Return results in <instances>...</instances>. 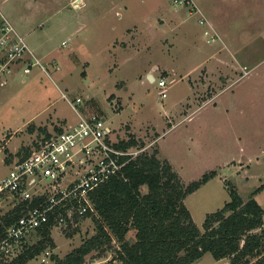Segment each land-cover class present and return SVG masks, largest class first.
Wrapping results in <instances>:
<instances>
[{"label":"rangeland","instance_id":"374dc122","mask_svg":"<svg viewBox=\"0 0 264 264\" xmlns=\"http://www.w3.org/2000/svg\"><path fill=\"white\" fill-rule=\"evenodd\" d=\"M193 2L197 8L174 0H0V24L2 14L9 18L49 71L39 66L0 86V178L48 130L98 114L116 139L134 134L147 153L158 150L184 185L216 171L185 198L202 231L207 214L230 201V184L264 208V0ZM198 9L215 40L207 41ZM188 32L195 40L185 38ZM197 45L201 50L192 52ZM11 207L0 204V220ZM94 215L54 226L56 246L26 264L64 259L97 232ZM135 235L131 229L127 239ZM38 240L32 233L27 245ZM86 258L122 264L113 249ZM195 264L231 261L208 252Z\"/></svg>","mask_w":264,"mask_h":264},{"label":"trees","instance_id":"16d2710c","mask_svg":"<svg viewBox=\"0 0 264 264\" xmlns=\"http://www.w3.org/2000/svg\"><path fill=\"white\" fill-rule=\"evenodd\" d=\"M60 130V128H57ZM144 144L134 134L116 145L124 149ZM31 147L17 155L23 160ZM159 151L143 152L123 169L91 192L95 206L97 232L73 249L57 264H87L94 251L102 255L113 249L122 264H195L206 253L231 264H264V208L256 199H243L234 185H229L230 201L207 214L203 231L196 224L185 198L208 182L216 171L184 185L171 162L158 156ZM147 187V192L142 187ZM262 188V187H261ZM258 191V190H257ZM255 191V193L257 192ZM39 200L20 202L0 220V235L29 206ZM52 219L35 232L39 240L25 245L16 258L0 264H26L48 246L55 247ZM136 230L135 240L127 235ZM77 226L70 234L78 232ZM116 243V244H115Z\"/></svg>","mask_w":264,"mask_h":264},{"label":"built area","instance_id":"2783aa9c","mask_svg":"<svg viewBox=\"0 0 264 264\" xmlns=\"http://www.w3.org/2000/svg\"><path fill=\"white\" fill-rule=\"evenodd\" d=\"M174 3L197 8L193 0H174ZM196 12L200 14L198 23L209 36L207 41L215 40L217 33L207 29L210 22L201 10ZM2 19L0 86L10 76L20 72L30 74L39 66L49 73L11 21L3 14ZM158 84L162 97H166L167 79L161 78ZM59 128L45 133L32 145L28 157L13 160L8 173L0 178V204H12L10 210L20 202L39 200L0 235V262L18 257L31 234L51 219L62 225L95 212L91 192L148 149L146 143L128 149L117 147L120 140L116 139L114 129L98 114L88 117L80 114L77 123Z\"/></svg>","mask_w":264,"mask_h":264},{"label":"crops","instance_id":"0c3cea01","mask_svg":"<svg viewBox=\"0 0 264 264\" xmlns=\"http://www.w3.org/2000/svg\"><path fill=\"white\" fill-rule=\"evenodd\" d=\"M9 19V18H8ZM12 23V22H11ZM13 24V23H12ZM14 25V24H13ZM14 27H15V29L17 30V32L25 39V37L19 32V30L17 29V27L14 25ZM203 28H204V30H205V27L204 26H202ZM215 27V26H214ZM221 29H222V27H221ZM204 30H203V32H204ZM189 33V32H188ZM187 33V34H188ZM186 34V36H185V38L189 41V42H191L192 40H195V38L194 37H192L191 36V34L189 33L188 35ZM204 34H205V32H204ZM26 40V39H25ZM201 50V45L199 46V45H197L196 47H195V49H193V51L192 52H197V51H200ZM213 50H211L210 52H212ZM188 52H191V51H188ZM35 53V52H34ZM243 54V55H247V56H249V54H251L250 52H238L237 53V56L239 55V54ZM36 54V53H35ZM240 58H239V62L241 63V62H244L243 60H246L245 58H244V56H239ZM133 60V59H132ZM209 61L210 62H212L213 63V60L211 61V57L208 59V61H207V63H209ZM244 63H246V62H244ZM240 67H242V65H240ZM239 83V82H238ZM238 83H236V84H238ZM254 92V91H253ZM193 95L194 94H192V97L191 98H194L193 97ZM218 95H216V96H214L215 98L217 97ZM197 99H195L194 98V101H196ZM193 101V102H194ZM47 132H49V130L47 131ZM136 138H137V136H136ZM138 139V138H137ZM144 143V142H143ZM145 144V143H144ZM145 145H147L148 146V144L146 143ZM259 201V200H258ZM260 203V202H259Z\"/></svg>","mask_w":264,"mask_h":264},{"label":"water","instance_id":"95a60500","mask_svg":"<svg viewBox=\"0 0 264 264\" xmlns=\"http://www.w3.org/2000/svg\"><path fill=\"white\" fill-rule=\"evenodd\" d=\"M149 77H150L151 80L153 79V76L151 74L149 75Z\"/></svg>","mask_w":264,"mask_h":264}]
</instances>
